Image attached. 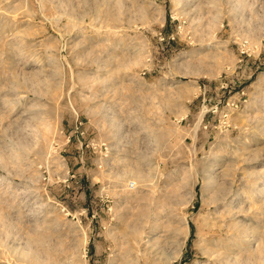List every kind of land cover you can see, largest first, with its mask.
Wrapping results in <instances>:
<instances>
[{"label":"rangeland","instance_id":"rangeland-1","mask_svg":"<svg viewBox=\"0 0 264 264\" xmlns=\"http://www.w3.org/2000/svg\"><path fill=\"white\" fill-rule=\"evenodd\" d=\"M0 264H264V0H0Z\"/></svg>","mask_w":264,"mask_h":264},{"label":"built area","instance_id":"built-area-1","mask_svg":"<svg viewBox=\"0 0 264 264\" xmlns=\"http://www.w3.org/2000/svg\"><path fill=\"white\" fill-rule=\"evenodd\" d=\"M133 186H134V185H133V184H131V185H130V188H133Z\"/></svg>","mask_w":264,"mask_h":264},{"label":"bare ground","instance_id":"bare-ground-1","mask_svg":"<svg viewBox=\"0 0 264 264\" xmlns=\"http://www.w3.org/2000/svg\"><path fill=\"white\" fill-rule=\"evenodd\" d=\"M233 229V228H232Z\"/></svg>","mask_w":264,"mask_h":264}]
</instances>
